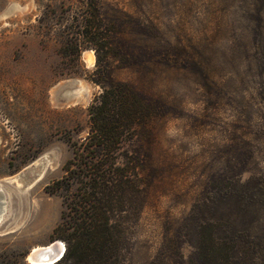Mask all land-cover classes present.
I'll return each mask as SVG.
<instances>
[{"label": "rangeland", "instance_id": "1", "mask_svg": "<svg viewBox=\"0 0 264 264\" xmlns=\"http://www.w3.org/2000/svg\"><path fill=\"white\" fill-rule=\"evenodd\" d=\"M112 80L155 108L125 144L144 185L120 264H180L195 197L264 175V0H0V264L62 240L50 185Z\"/></svg>", "mask_w": 264, "mask_h": 264}, {"label": "trees", "instance_id": "2", "mask_svg": "<svg viewBox=\"0 0 264 264\" xmlns=\"http://www.w3.org/2000/svg\"><path fill=\"white\" fill-rule=\"evenodd\" d=\"M84 22L83 31L90 32L93 20ZM154 112L121 80L102 85L88 104L87 132L71 143L63 174L50 185L65 207L53 228L64 249L51 264L122 262L144 185L142 157L125 144L147 132ZM206 195L195 197L179 223L191 247L186 257L179 253L180 264H264V175L236 178Z\"/></svg>", "mask_w": 264, "mask_h": 264}, {"label": "bare ground", "instance_id": "3", "mask_svg": "<svg viewBox=\"0 0 264 264\" xmlns=\"http://www.w3.org/2000/svg\"><path fill=\"white\" fill-rule=\"evenodd\" d=\"M86 60L89 64L93 61V53L91 50H89L87 52ZM70 96H71V94L69 95V97ZM69 97H67V98H69ZM44 246L45 245L38 246V247H35L32 249V250H34L33 251V257L28 258L29 262H31L32 264H45L47 261H51L52 258L58 256V254L61 253V251L63 249V243L61 240H55L54 243H52L51 245H48L49 247L46 250L44 249ZM46 255H48V256L46 257ZM41 259H45V260H41Z\"/></svg>", "mask_w": 264, "mask_h": 264}, {"label": "water", "instance_id": "4", "mask_svg": "<svg viewBox=\"0 0 264 264\" xmlns=\"http://www.w3.org/2000/svg\"><path fill=\"white\" fill-rule=\"evenodd\" d=\"M3 197V194H2V190H1V188H0V216H1V213H2V209H3V207L1 206V203H2V201L3 200H1V198ZM3 226L4 225H0V229H2L3 228ZM54 241H55V239H53V240H50L48 243V245H51L52 243H54ZM62 241V240H61ZM62 243H63V249H64V242L62 241ZM48 245H45L44 246V249L46 250V249H48ZM63 249H62V251H61V253H59L58 254V256H56V257H54V258H52V260L51 261H47L45 264H51L52 262H54V261H56L60 256H61V254H62V252H63ZM52 250V249H51ZM33 251L34 250H28V252H27V254H26V259L29 261V257H33ZM51 253V252H50ZM29 255V256H28ZM48 255H46V257H47ZM41 260H45V259H41Z\"/></svg>", "mask_w": 264, "mask_h": 264}]
</instances>
